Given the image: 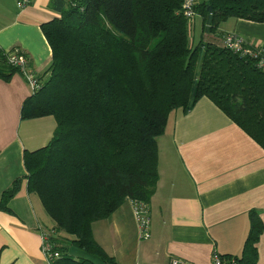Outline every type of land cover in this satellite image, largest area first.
I'll use <instances>...</instances> for the list:
<instances>
[{
	"label": "trees",
	"instance_id": "16d2710c",
	"mask_svg": "<svg viewBox=\"0 0 264 264\" xmlns=\"http://www.w3.org/2000/svg\"><path fill=\"white\" fill-rule=\"evenodd\" d=\"M185 1L51 0L60 18L41 26L52 51L50 75L21 113L22 120L52 116L57 123L50 143L24 153L27 189L56 222L50 231L59 257L51 264H95L70 256L71 244L119 264L96 240L93 223L128 198L150 202L159 180L158 138L173 111L187 113L208 98L264 148V71L203 39L229 19L264 23V0H194L203 31L196 43ZM16 74L0 48V81ZM19 189L17 179L0 208L8 209ZM262 231L252 212L238 264H257Z\"/></svg>",
	"mask_w": 264,
	"mask_h": 264
},
{
	"label": "crops",
	"instance_id": "0c3cea01",
	"mask_svg": "<svg viewBox=\"0 0 264 264\" xmlns=\"http://www.w3.org/2000/svg\"><path fill=\"white\" fill-rule=\"evenodd\" d=\"M18 1L0 0V48L23 51L29 69L46 80L52 51L41 26L60 14L50 7L51 0H30L23 8ZM200 31L201 38L202 20ZM217 33H206L204 41L222 45L226 35L235 34L245 44L264 50V23L229 19ZM31 96L22 74L0 81V201L20 179L8 209L0 208V264H47L41 232L56 225L39 195L27 189L24 153L50 143L57 126L52 116L22 120L24 103ZM166 134L164 143H158L159 180L148 203L150 237L141 238L128 198L110 216L93 223L99 244L119 264H170L172 258L213 264L215 254L225 259L242 256L251 213L257 211L263 223L256 244L257 264H264L263 146L208 98L187 113L181 108L173 111ZM58 235L69 242L75 238ZM67 253L106 264L75 244L68 246Z\"/></svg>",
	"mask_w": 264,
	"mask_h": 264
},
{
	"label": "built area",
	"instance_id": "2783aa9c",
	"mask_svg": "<svg viewBox=\"0 0 264 264\" xmlns=\"http://www.w3.org/2000/svg\"><path fill=\"white\" fill-rule=\"evenodd\" d=\"M30 4V0H20L17 5L20 8H23ZM196 2L194 0H186L184 5L185 16L190 20H194L196 17L195 6ZM222 46L226 49H229L235 54L240 55L241 57H247L255 60L256 67L264 71V50L262 47H257L253 45H247L244 41L235 34H228L225 36ZM14 50V49H13ZM9 63L18 68L20 73L23 75L27 81L32 94L40 91L43 87L44 82L40 77L35 75L29 69V63L27 57L18 49L15 51H9ZM134 207V214L137 223L140 227L141 238L150 237V224L151 217L149 215V206L147 202L140 200H132ZM52 232L54 230H44L41 232L42 236V252L46 258L47 264H51L56 258L59 257V253L55 250L54 244L52 242ZM170 264H192L188 261H184L177 258H172ZM213 264H238L235 258L225 259L222 256L217 254L213 257Z\"/></svg>",
	"mask_w": 264,
	"mask_h": 264
},
{
	"label": "rangeland",
	"instance_id": "374dc122",
	"mask_svg": "<svg viewBox=\"0 0 264 264\" xmlns=\"http://www.w3.org/2000/svg\"><path fill=\"white\" fill-rule=\"evenodd\" d=\"M194 20L196 21L195 23H196V27H197V30L196 31H194L193 32V36H192V38H194L193 40H194V42L196 43V42H199V40H200V34H201V31H200V19L198 18V16H196L195 18H194ZM205 38V37H204ZM9 52V51H8ZM19 72H20V70H19ZM21 74V73H20ZM32 92V91H31ZM169 128V127H168ZM167 133V127H166V130H165V133L161 136V137H159L158 139V143H164L163 141H164V139H167L168 138V134H166Z\"/></svg>",
	"mask_w": 264,
	"mask_h": 264
}]
</instances>
